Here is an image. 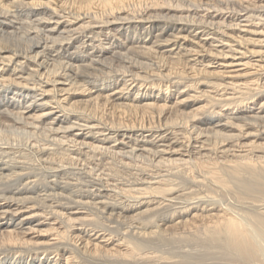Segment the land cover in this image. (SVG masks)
I'll return each mask as SVG.
<instances>
[{
  "label": "bare ground",
  "instance_id": "1",
  "mask_svg": "<svg viewBox=\"0 0 264 264\" xmlns=\"http://www.w3.org/2000/svg\"><path fill=\"white\" fill-rule=\"evenodd\" d=\"M205 259L264 264V0H0V264Z\"/></svg>",
  "mask_w": 264,
  "mask_h": 264
},
{
  "label": "rangeland",
  "instance_id": "2",
  "mask_svg": "<svg viewBox=\"0 0 264 264\" xmlns=\"http://www.w3.org/2000/svg\"><path fill=\"white\" fill-rule=\"evenodd\" d=\"M28 1H33V0H28ZM192 230V229H191ZM190 230V231H191ZM198 236H199V234H197ZM185 240V239H184ZM183 239H181V241L179 240H172V241H174V243H171L172 241H170L169 243V245H167V246H165V248L167 247V248H173V249H175L176 251H187V250H194V249H198V250H201V248H202V244H201V241L202 240H199V239H197L198 241H200V242H196L197 240H193L192 241V239H189V242L187 243V242H185ZM186 240H188V239H186ZM191 240V241H190ZM197 243H200L199 244V246H198V244ZM172 244V245H171ZM175 244V245H174ZM211 260V261H210ZM215 260V261H214ZM209 259V260H207V259H205V260H201V261H203V263H206V264H211V263H214V264H221V262L219 261V260H217V259ZM200 261V262H201ZM220 262V263H219Z\"/></svg>",
  "mask_w": 264,
  "mask_h": 264
}]
</instances>
